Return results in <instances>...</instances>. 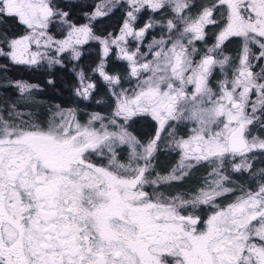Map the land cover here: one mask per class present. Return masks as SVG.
I'll return each instance as SVG.
<instances>
[{
  "label": "snow or ice",
  "instance_id": "snow-or-ice-1",
  "mask_svg": "<svg viewBox=\"0 0 264 264\" xmlns=\"http://www.w3.org/2000/svg\"><path fill=\"white\" fill-rule=\"evenodd\" d=\"M0 58L61 100L0 110V264H264V0H0Z\"/></svg>",
  "mask_w": 264,
  "mask_h": 264
},
{
  "label": "trees",
  "instance_id": "trees-1",
  "mask_svg": "<svg viewBox=\"0 0 264 264\" xmlns=\"http://www.w3.org/2000/svg\"><path fill=\"white\" fill-rule=\"evenodd\" d=\"M109 30H111V28H109ZM230 47L235 48L236 44L233 43ZM3 64H8L9 67L7 68V70L0 68V110L10 109L12 108L13 103L17 102L18 110L24 112L35 111L42 119H46L48 116L47 109L52 107L54 104L61 103L60 99L53 98L51 94L46 91L42 93H38L34 99H29V100L19 99V93H16L11 89L6 92L5 87L7 85V80H5L4 77H8L9 79H23L29 81L30 83H39L40 78L37 75L25 71L21 67L13 66L7 60L0 58V65ZM175 154L176 153L166 149L161 150L157 155L155 161L153 162L156 171L158 173H167L172 168H174V166L177 163L176 161L177 159L175 160V156H174ZM198 178H206V177L201 172V175L198 176ZM202 182L203 181H196V183H192V185L189 186L187 185L186 186L187 189H177L176 191L173 192L189 191L191 189L197 188Z\"/></svg>",
  "mask_w": 264,
  "mask_h": 264
},
{
  "label": "rangeland",
  "instance_id": "rangeland-1",
  "mask_svg": "<svg viewBox=\"0 0 264 264\" xmlns=\"http://www.w3.org/2000/svg\"><path fill=\"white\" fill-rule=\"evenodd\" d=\"M182 128V132H184V130L183 129H185V128H183V127H181ZM185 132H186V134H187V132H188V130L187 129H185ZM175 156V160L177 161V163H176V165L179 163V156L177 155V154H175L174 155ZM167 157V156H166ZM168 158V157H167ZM175 165V166H176ZM174 166V167H175ZM173 169V168H172ZM171 171V170H170ZM169 171V172H170ZM210 171V169H208V168H206V167H204V166H197L196 168H194L192 171H191V174L187 177V178H191V179H196V178H198V176H200L201 175V172L205 175V177H207V174H208V172ZM169 172H167V173H160L161 175H166V174H168ZM192 183H196V181H182V183L181 182H178V183H174L173 185H176V186H173V187H171L172 188V191H176L177 189H187V185L189 186V185H192ZM239 183V182H238ZM243 183H244V185H245V187L247 186V184L249 183V181L248 180H245V181H243ZM171 190V189H170ZM240 194V192H239V190L236 192V193H234V194H232V195H230V196H228L226 199H223V200H221V203H226V202H228V201H230L231 199H233L236 195H239Z\"/></svg>",
  "mask_w": 264,
  "mask_h": 264
},
{
  "label": "flooded vegetation",
  "instance_id": "flooded-vegetation-1",
  "mask_svg": "<svg viewBox=\"0 0 264 264\" xmlns=\"http://www.w3.org/2000/svg\"><path fill=\"white\" fill-rule=\"evenodd\" d=\"M184 132H182V128L179 129L180 133L183 135V134H186L185 132V129H183ZM168 150L167 148H162V150ZM170 151V150H169ZM205 178H196V179H191V178H186L184 181H203Z\"/></svg>",
  "mask_w": 264,
  "mask_h": 264
}]
</instances>
